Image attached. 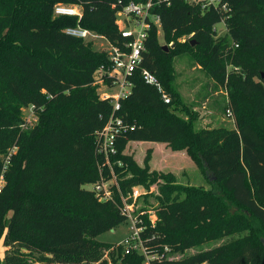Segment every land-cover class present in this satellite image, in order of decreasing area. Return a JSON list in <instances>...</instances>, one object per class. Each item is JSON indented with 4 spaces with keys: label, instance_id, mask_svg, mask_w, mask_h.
I'll use <instances>...</instances> for the list:
<instances>
[{
    "label": "trees",
    "instance_id": "trees-1",
    "mask_svg": "<svg viewBox=\"0 0 264 264\" xmlns=\"http://www.w3.org/2000/svg\"><path fill=\"white\" fill-rule=\"evenodd\" d=\"M130 1L140 0H0V155L10 154L0 156V264H108L104 257L114 245L97 237L128 223L121 195L153 184L158 221L153 228L146 219L143 236L148 253L164 257L151 264H264V0H222L226 9L157 0L153 12L168 51L153 26L131 92L115 113L128 127L111 157L120 193L114 187V200L101 201L85 189L101 180L98 134L114 105L100 98L95 74L110 62L92 42L66 31L81 25L121 45L116 14ZM58 4L81 7L82 19L55 17ZM220 23L223 36L215 29ZM186 53L217 91H226L233 129L195 130L193 118L175 112L174 62ZM143 70L158 78L160 90L144 81ZM30 108L35 120L28 124L23 109ZM130 142L186 151L210 188L180 186L171 173L150 172V149L140 167L125 154ZM102 172L110 179L107 167ZM220 239L228 240L185 256ZM110 259L146 262L122 249Z\"/></svg>",
    "mask_w": 264,
    "mask_h": 264
},
{
    "label": "built area",
    "instance_id": "built-area-1",
    "mask_svg": "<svg viewBox=\"0 0 264 264\" xmlns=\"http://www.w3.org/2000/svg\"><path fill=\"white\" fill-rule=\"evenodd\" d=\"M190 4H199L203 9L211 7H220L226 9V5L222 0H184ZM160 4L157 0H140L139 2L130 1L122 7L116 14L117 28L123 38L121 45L111 43L103 36L96 34L88 29L83 28L81 25L67 29L66 33L71 37L88 40L90 38H103L111 44V52L108 55L109 66L101 67L95 74L96 84L104 85L113 88L119 86V91L115 96L104 93L101 99H113L114 113L112 114L107 125L98 134V148L97 152L100 157H103L104 164L102 169L107 167L110 170V179L103 177L101 169V180L93 185V191L101 201L114 200V187L119 191L117 177L114 173L111 157L117 154V141L128 132V127L124 125V121L116 116V111L120 110V100L127 98L131 92L132 83L130 78L137 71L141 62L143 53L146 51V42L149 37V32L156 26L161 29L160 17L153 12L154 6ZM55 17L69 16L77 17L80 21L83 13L82 8L74 5L58 4L54 8ZM142 77L144 81L150 85L156 86L160 90V82L158 78L148 70H143ZM112 79V84H107L106 81ZM166 103L170 102L167 95H163ZM227 113L231 116V111ZM122 166L121 162L117 163ZM4 185L3 178L0 179V193ZM142 186L134 187L132 192L122 199V213L127 217L130 236L121 244L114 245L105 255L104 260L108 264H112L110 259V252H117L122 249L125 254L137 252L145 256V264H151L152 260L163 258L162 255L149 254L145 245L144 232L147 230L146 219L151 227H155L158 221L156 208L136 206V202L144 196ZM131 200V201H130ZM138 207V208H137ZM166 251H168L166 249ZM117 264H123L120 260Z\"/></svg>",
    "mask_w": 264,
    "mask_h": 264
},
{
    "label": "rangeland",
    "instance_id": "rangeland-1",
    "mask_svg": "<svg viewBox=\"0 0 264 264\" xmlns=\"http://www.w3.org/2000/svg\"><path fill=\"white\" fill-rule=\"evenodd\" d=\"M215 29L218 36L227 33L224 23L218 24ZM187 37H183L180 41H185ZM159 40L162 46H167L163 41L162 30L159 29ZM92 42L97 51H104L109 55L111 52V44L103 38L88 39ZM173 46V45H172ZM168 47V46H167ZM174 86L177 90L179 102L176 105L175 112L183 119L189 121L193 118V127L195 130L225 127L233 129L235 126V116L230 108H228L229 97L225 90L217 91L214 82L207 77L205 72L193 61L190 54L186 53L178 55L174 62ZM119 91V86L113 88L100 85L98 94L100 98L104 93L115 96ZM245 106H250V100H244ZM231 111V116L227 113ZM23 119L26 123L35 120L32 109H23ZM154 145L155 153L152 159V167L161 169L159 173H171L175 177V184L180 186L203 187L209 189L205 175L201 169L194 163L186 151L165 150L162 145L153 142H130L125 150V154L132 155L136 163L144 166L146 152ZM151 150V149H150ZM13 154V152H11ZM10 155V154H8ZM7 152L1 154V157H7ZM163 171V172H162ZM150 172H152L150 168ZM143 187V186H142ZM87 190H93V185L85 186ZM144 196L136 202V206L156 208L159 205V186L151 185L149 188L143 187ZM137 207V208H138ZM130 236L129 224H123L117 229L106 231L97 237L99 242L118 245ZM225 240H217L203 244L198 248L186 251V255H193L200 251L213 248L219 244L226 242ZM4 247L0 243V257L3 256ZM179 256V255H178Z\"/></svg>",
    "mask_w": 264,
    "mask_h": 264
},
{
    "label": "crops",
    "instance_id": "crops-1",
    "mask_svg": "<svg viewBox=\"0 0 264 264\" xmlns=\"http://www.w3.org/2000/svg\"><path fill=\"white\" fill-rule=\"evenodd\" d=\"M235 127V126H234ZM159 145H162L163 147H164V149L165 150H169V148H167V144H165V143H158ZM152 147L150 148L151 150H152V159H153V155H154V153H155V148H154V145H151ZM152 159H151V161H150V168H151V170L152 171H159V172H161V169H154L153 167H152ZM163 172V171H162Z\"/></svg>",
    "mask_w": 264,
    "mask_h": 264
},
{
    "label": "water",
    "instance_id": "water-1",
    "mask_svg": "<svg viewBox=\"0 0 264 264\" xmlns=\"http://www.w3.org/2000/svg\"><path fill=\"white\" fill-rule=\"evenodd\" d=\"M164 50L168 51V47L167 46H163L162 47Z\"/></svg>",
    "mask_w": 264,
    "mask_h": 264
}]
</instances>
